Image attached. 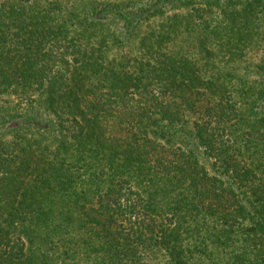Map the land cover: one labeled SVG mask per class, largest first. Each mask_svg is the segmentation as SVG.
Masks as SVG:
<instances>
[{"label": "trees", "instance_id": "16d2710c", "mask_svg": "<svg viewBox=\"0 0 264 264\" xmlns=\"http://www.w3.org/2000/svg\"><path fill=\"white\" fill-rule=\"evenodd\" d=\"M0 264H264V0H0Z\"/></svg>", "mask_w": 264, "mask_h": 264}]
</instances>
